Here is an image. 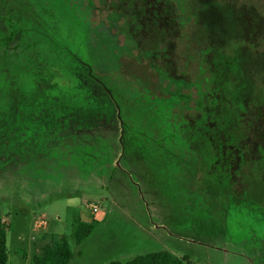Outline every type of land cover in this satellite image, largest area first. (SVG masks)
Listing matches in <instances>:
<instances>
[{
  "label": "rangeland",
  "instance_id": "obj_1",
  "mask_svg": "<svg viewBox=\"0 0 264 264\" xmlns=\"http://www.w3.org/2000/svg\"><path fill=\"white\" fill-rule=\"evenodd\" d=\"M81 1L75 2L78 9L60 14L64 24H85V13L96 22L84 27L92 32L85 42L101 76L83 68L71 84L38 79L23 83L12 99L0 98V219L7 264H33L51 236L68 238L74 255L69 264L125 262L163 250L186 256L189 264H264V243L251 248L238 219L230 222L225 208L210 205L228 182L232 203L247 196L264 211V17L251 7L227 15L215 0H200L202 24L192 29L187 0ZM176 17L187 23L182 30L195 48L204 41L211 46L208 78L197 87L195 69L184 67L186 40ZM2 18L0 36H7ZM114 46L132 52L117 53ZM116 71L137 78L132 80L139 90L181 100L170 113L184 115L188 124L178 130L170 119V129L161 132L160 125L133 123L128 133L102 86L101 79ZM175 132L196 151V171L181 164L174 142L171 151L154 149L160 140L169 147ZM211 166L223 185L209 182ZM193 186L208 197L203 204L182 198L185 187ZM78 219L96 221L81 244L73 238ZM41 220L46 224L39 225Z\"/></svg>",
  "mask_w": 264,
  "mask_h": 264
},
{
  "label": "trees",
  "instance_id": "obj_2",
  "mask_svg": "<svg viewBox=\"0 0 264 264\" xmlns=\"http://www.w3.org/2000/svg\"><path fill=\"white\" fill-rule=\"evenodd\" d=\"M76 1H78V4L82 2L81 0H72L73 6H65L64 2L51 6V3L47 0H0V8L2 10L0 18L3 17L2 19L6 20L9 27L8 35L0 36V98L4 101L12 99L23 83L38 79H50L56 83L68 82V84H71L75 77L79 75L78 71L83 68L87 69L88 74L94 78L92 71L94 67L87 58L89 48L85 42L86 38L92 35V32H85L84 27L96 22L93 21L91 15L85 13L84 16L88 20L85 24L80 26L64 24L60 14L63 11L65 15L67 12L64 10L78 9ZM187 1L188 4L185 8L193 19L189 26L190 28L194 27V29L198 28L197 26L202 24L199 18L204 8L203 1ZM263 4L264 0L214 1V5L224 9L227 15L232 12L233 8L251 7L260 16L264 17ZM176 10L179 13L178 8ZM72 13L77 15L75 11ZM99 19L102 20V18ZM63 24L66 28H62ZM186 24L179 17L177 26L182 31L180 38L186 40L184 49L181 51V57L186 70L187 68L195 69L194 73L196 76L192 83H194L193 87H197L203 80L208 78L207 73H209L210 67L206 55L210 51L211 46L205 45L206 41H204V46L195 48L190 43L192 36L182 30H185ZM77 32L82 34L79 39L75 37ZM196 39L198 41L200 38L197 37ZM114 47L117 53L129 55L132 52L130 49ZM144 55L148 57V54ZM94 70L101 76L99 72L102 71L101 68H97V71L95 66ZM158 72H161L160 69ZM132 79L137 78L126 77L117 71L114 74L110 73L105 79H101L103 88L111 94L119 107V117H121L122 126L126 127L127 132L133 129V123H153L154 125H160L161 132H167L170 129L168 124L170 119L172 121L176 120V122H173L175 129L180 130L182 124L187 121L186 117L180 113L176 115L170 112L175 104L182 105L181 100L175 98L171 102L164 101L146 89L144 91L139 90L140 87H136ZM179 96L190 101L187 94H179ZM124 103L125 107L123 108L122 105ZM138 109L142 110L141 116ZM170 140L169 147H166L162 143L163 140H160V143L157 142L154 149L157 151H163L164 149L171 151L173 148L171 144L174 142L175 147L173 149L179 151L181 164L196 171L197 162L196 159L193 160V152L196 151L191 147L188 140H185L180 132H175ZM149 149L153 150L152 148ZM209 168V182L222 183L223 185L224 180H218V176L211 173L212 166ZM230 184L226 182V186H221L226 188H224L226 195L219 192V195L222 196L217 201L213 199L217 198V196L211 198L212 203L210 205L216 203L221 209L225 208V211H228L227 216L230 222L234 217L238 219L236 222L237 228L246 234L245 239L250 244L257 241L264 243L263 209L247 196L240 197L242 199L232 203V192L227 190ZM196 187L193 186L191 190L185 187L184 193L181 194L187 203L193 202L194 205L195 203H202L201 200L208 198L206 194L204 196L203 192ZM235 198L237 199V197ZM95 229L96 221L92 220V222L87 223L79 220L75 222L73 229L75 242L81 244ZM73 256V251L66 236H51L50 240L41 247V251L33 256V264H69ZM7 261L6 227L0 219V264H7ZM108 264H189V259L186 256L179 258L170 251L163 250L140 255L125 262L110 261Z\"/></svg>",
  "mask_w": 264,
  "mask_h": 264
},
{
  "label": "built area",
  "instance_id": "obj_3",
  "mask_svg": "<svg viewBox=\"0 0 264 264\" xmlns=\"http://www.w3.org/2000/svg\"><path fill=\"white\" fill-rule=\"evenodd\" d=\"M92 210L94 211V212H97V208H96V206H94V205H92ZM46 223H45V221L44 220H41L40 222H39V225H45Z\"/></svg>",
  "mask_w": 264,
  "mask_h": 264
},
{
  "label": "flooded vegetation",
  "instance_id": "obj_4",
  "mask_svg": "<svg viewBox=\"0 0 264 264\" xmlns=\"http://www.w3.org/2000/svg\"><path fill=\"white\" fill-rule=\"evenodd\" d=\"M257 242H260V241H257ZM253 244H250L251 245V248H253V246H254V242H252Z\"/></svg>",
  "mask_w": 264,
  "mask_h": 264
},
{
  "label": "crops",
  "instance_id": "obj_5",
  "mask_svg": "<svg viewBox=\"0 0 264 264\" xmlns=\"http://www.w3.org/2000/svg\"><path fill=\"white\" fill-rule=\"evenodd\" d=\"M79 220H81V219H79ZM81 221H83V220H81ZM85 222V221H84ZM87 223H89V222H87Z\"/></svg>",
  "mask_w": 264,
  "mask_h": 264
}]
</instances>
